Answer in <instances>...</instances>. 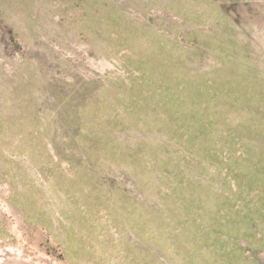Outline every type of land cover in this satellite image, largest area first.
<instances>
[{
    "label": "rangeland",
    "instance_id": "rangeland-1",
    "mask_svg": "<svg viewBox=\"0 0 264 264\" xmlns=\"http://www.w3.org/2000/svg\"><path fill=\"white\" fill-rule=\"evenodd\" d=\"M28 2L0 264H264V0Z\"/></svg>",
    "mask_w": 264,
    "mask_h": 264
},
{
    "label": "crops",
    "instance_id": "crops-1",
    "mask_svg": "<svg viewBox=\"0 0 264 264\" xmlns=\"http://www.w3.org/2000/svg\"><path fill=\"white\" fill-rule=\"evenodd\" d=\"M72 1L76 2V0H66L70 4ZM30 4L33 5V1ZM30 4L28 0H0V18L20 41L23 40L24 34L37 35L39 33L40 14L33 11L28 12L27 8Z\"/></svg>",
    "mask_w": 264,
    "mask_h": 264
},
{
    "label": "built area",
    "instance_id": "built-area-1",
    "mask_svg": "<svg viewBox=\"0 0 264 264\" xmlns=\"http://www.w3.org/2000/svg\"><path fill=\"white\" fill-rule=\"evenodd\" d=\"M2 59H1V56H0V61H1Z\"/></svg>",
    "mask_w": 264,
    "mask_h": 264
}]
</instances>
